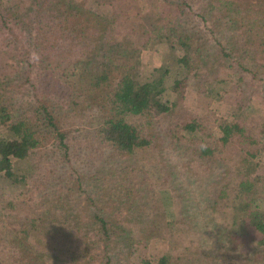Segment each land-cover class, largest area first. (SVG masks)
I'll return each mask as SVG.
<instances>
[{
  "label": "trees",
  "instance_id": "1",
  "mask_svg": "<svg viewBox=\"0 0 264 264\" xmlns=\"http://www.w3.org/2000/svg\"><path fill=\"white\" fill-rule=\"evenodd\" d=\"M160 1L157 28L141 33L181 47L172 89L232 82L217 138L190 107L164 101L161 83L134 75L136 39L118 38L110 10L0 0V177L31 191L18 206L0 191V264H180L171 250L187 237L207 262L264 264V218L249 205L264 194V121L254 137L237 120L253 98L264 106V8ZM237 141L248 146L231 166L224 148ZM157 237L166 251L137 254Z\"/></svg>",
  "mask_w": 264,
  "mask_h": 264
},
{
  "label": "rangeland",
  "instance_id": "2",
  "mask_svg": "<svg viewBox=\"0 0 264 264\" xmlns=\"http://www.w3.org/2000/svg\"><path fill=\"white\" fill-rule=\"evenodd\" d=\"M90 2L93 5L100 6L106 10H110L116 17L119 23L116 28L118 38H125L128 35L122 37L126 33H130V37H134L137 41H147V45L139 47L135 41H130L132 44L127 47L129 53H139L140 61L138 66L133 69L134 75L143 80H153L161 83L164 90L161 93V97L164 101L170 103L173 101L179 102L184 108L190 107L193 112L202 116L207 120V124L212 129L213 137L217 138L220 135V129L217 123L221 119H230L234 110L233 99L229 97L231 95L232 82L226 76L223 81L208 80L203 82L201 87L203 90L197 91V89L189 85L185 88L184 93L172 89L173 82L176 78H180L184 75L182 66L178 62L182 49L179 46L172 45L166 41H156L155 39L148 38V32L142 35V30H152L157 28V15L160 13L162 6L160 0H79ZM214 3L219 5L226 4L232 7L239 8L242 11H248L250 13H257L261 8H264V0H213ZM128 40H131L128 38ZM191 84H195V79L190 77ZM251 107L246 113L248 117L243 119L238 117V122L241 126H245L246 131L251 133L254 137H258L261 132V125L264 121V106L260 104L257 99L251 100ZM139 116H130V120L136 122ZM175 120V117H174ZM5 130V127L0 124V134ZM248 146L247 143L237 141L224 148L225 155L229 156V163L231 166L235 165L234 161L239 160V154ZM151 160V159H150ZM13 168L22 172L30 168V162L28 158H13ZM148 163L149 160H147ZM255 160H251L247 164V171L252 175L255 173H261L263 171V164H255ZM234 169V168H233ZM224 175V174H222ZM229 178L239 179V173L233 170V174L229 175ZM0 191L5 198H12L15 200V205H20L23 200L27 199L31 191L28 185L22 183H13L8 179L0 177ZM253 203H249L250 206L255 207L262 213L264 218V194L257 195ZM4 197L0 199V206L4 205ZM249 211V209H248ZM240 214H249V212L239 210ZM5 224L0 221V228ZM241 229V228H237ZM177 245L175 249L171 250L174 257L178 258L177 261L180 264H214L212 261H206L198 254L194 245H190L187 239H179L176 241ZM185 246V247H184ZM170 247V241L168 239L163 240L157 237L156 239H150L146 245L142 242L137 254L140 256H148L153 261L155 257L166 251ZM202 259H201V258Z\"/></svg>",
  "mask_w": 264,
  "mask_h": 264
}]
</instances>
